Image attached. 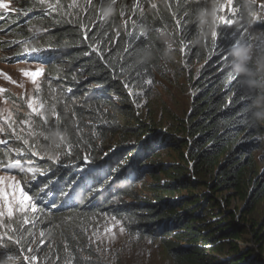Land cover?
<instances>
[{"label":"trees","instance_id":"16d2710c","mask_svg":"<svg viewBox=\"0 0 264 264\" xmlns=\"http://www.w3.org/2000/svg\"><path fill=\"white\" fill-rule=\"evenodd\" d=\"M44 1L24 0L15 16L0 14V29L16 27L12 42L22 43L12 50L11 64L21 62L24 51L29 54L23 61L47 56L44 79L67 87L49 98L56 110L52 131H45L59 160L24 167L39 174L30 194L44 219L45 246L36 243L35 222H22L10 240L0 238V264H95L81 220L98 215L122 220L141 241H157L171 264H264V168L257 158L264 150L257 140L264 122L251 123L248 108L258 93L242 88L227 66L233 45L248 42L259 49L251 32L264 30V12L250 31L240 0H232V24L217 21L207 33L195 21L205 2L165 0L153 8L119 0L116 15L105 19L100 4L91 1ZM255 11L260 17L261 8L255 5ZM162 34L171 38L169 58ZM198 36L201 42L194 44ZM39 49L46 51H34ZM144 51L151 56L141 59ZM179 55L197 67L190 70L189 109L171 118L172 134L146 124L139 113L157 76L175 67ZM161 145L172 147L174 163L153 161ZM106 146L116 150L102 155ZM8 147L0 151V167L13 155ZM27 149L23 154L30 159L34 151ZM19 169L12 172L25 186L28 174ZM42 188L46 194L39 195ZM233 202L242 207L231 210Z\"/></svg>","mask_w":264,"mask_h":264},{"label":"rangeland","instance_id":"374dc122","mask_svg":"<svg viewBox=\"0 0 264 264\" xmlns=\"http://www.w3.org/2000/svg\"><path fill=\"white\" fill-rule=\"evenodd\" d=\"M24 0H0V4H8L7 9L0 8V14H10L15 16V13H20L18 10L20 3ZM73 4H80L85 1H91L97 4H101L103 0H72ZM158 1L165 0H133L130 3H145L152 5ZM193 4H201L202 2L209 5V0H187ZM20 2V3H19ZM46 1L38 0V3ZM119 2V0H114ZM231 6L226 7V10L218 12L217 21L231 25L235 18V12ZM228 0H224L222 6H227ZM256 6L261 8L260 17H257L258 22L262 21L264 12V0H256ZM11 26V22L5 26V29ZM16 27L10 28L8 32L4 29H0V151L8 147V150L13 155L4 157V163L0 167V178H3V186L9 188L12 181L19 182L21 186L29 193L33 187H36V183L39 180V174L32 170H25L24 167H32L31 163L40 161L54 162L58 155L56 148L51 146L52 140H48L46 132L52 131L49 124H52V118H55V100H49V98H55L67 90V87H62L63 81L55 80L54 84H49L44 76L49 75L46 72L43 75L44 68L38 64H22V63H10L12 50L22 43L12 42L11 32L16 30ZM31 33L37 34L39 31L33 27L28 29ZM20 47V46H19ZM176 63L175 67H169L168 72L164 76H157L154 88L148 93L149 99L145 101L141 107V114L144 122L148 125H153V128L164 130L173 134L174 122L171 120L181 117L188 109L193 96V89L190 82V70L197 66H191L181 55L174 57ZM42 70V74L36 77V83L32 82V77L25 76V72H35L37 69ZM60 91V93H59ZM144 101V99H143ZM33 103L34 106H38L40 115H36L31 109L28 108V104ZM140 112V110H138ZM44 121H47L45 124ZM11 125V127H9ZM27 140L28 144H24L23 141ZM18 145L17 146H15ZM108 145V143L106 144ZM33 149L34 153H30V159L24 160L23 153L28 155V149ZM101 147L99 152L102 155H106L112 147ZM59 148V147H58ZM170 145H161L157 152V157L153 161L162 162L165 164H172L175 161V156L171 150ZM59 157V155H58ZM258 164L264 168V150L257 154ZM16 160L21 161L19 166V173L25 175V186L23 179L14 175L12 169L14 167H4V165H14ZM146 163L145 165H149ZM149 182V178L146 177ZM41 188V187H40ZM43 193H40L41 195ZM73 193L67 196L71 198ZM37 201V200H36ZM34 201V202H36ZM128 203L126 200L120 205ZM242 207V204L233 202L231 210ZM2 208V204H0ZM37 210L31 211L30 207H26L23 212L17 211L14 208L13 216L0 217V238L3 240H10V233H12L17 226L26 219L28 224L35 222L33 225L34 235L36 236V243H40L43 247L41 239L45 236L46 226L42 223L44 219L39 217ZM24 224V223H23ZM27 224V225H28ZM38 224V225H37ZM25 225V224H24ZM81 228L87 231L89 246L92 247V255L95 260V264H99L102 261L104 264H171L166 257L163 249L157 241H150L148 239L141 241L136 236L130 235L122 220L98 215L92 218H85L81 220ZM124 231L121 232L120 229ZM43 233V235H41ZM0 239V242L3 241ZM249 244L255 250H259V246L249 242H240V245L246 246ZM88 249V246H86ZM264 261V253L262 255ZM7 260L11 261V257Z\"/></svg>","mask_w":264,"mask_h":264},{"label":"clouds","instance_id":"9594fccd","mask_svg":"<svg viewBox=\"0 0 264 264\" xmlns=\"http://www.w3.org/2000/svg\"><path fill=\"white\" fill-rule=\"evenodd\" d=\"M223 2L224 0H209L208 7L201 8L195 13V21L198 24V28H203L207 33H211V30L217 23L218 12ZM255 4L256 0H240L241 17L250 31L258 22ZM98 11L105 19L116 15L117 9L114 0H103V2L98 5ZM160 38L165 44L163 55L165 58H169L172 50L171 38L167 34H162ZM251 39L254 42L260 43L259 49H257L253 43L248 42H240L239 44L233 45L228 54L229 63L227 66L230 68L231 72L239 78L242 88L249 92L258 93L248 108L250 112V121L255 125L264 122V30L251 32ZM200 42V36L193 40L194 44H199ZM34 51L46 50L39 49ZM27 54H29L28 51L20 53L19 59L21 62L19 63L38 64L43 67L42 64L44 60H47V56H45L43 59H39L36 62H32L31 59L23 61ZM150 56V52L144 51L141 53L140 58H149ZM59 136V132L53 134L54 143L58 140ZM257 140L260 143H264V136L257 137ZM23 157V159L26 160L25 155H23Z\"/></svg>","mask_w":264,"mask_h":264},{"label":"snow or ice","instance_id":"6c2138e0","mask_svg":"<svg viewBox=\"0 0 264 264\" xmlns=\"http://www.w3.org/2000/svg\"><path fill=\"white\" fill-rule=\"evenodd\" d=\"M231 6V0H228V5L227 6H222L221 11L226 10V7ZM9 7L8 4H0V8L7 9ZM153 8H156V5H152ZM179 24V21H177ZM212 37H216L217 33L215 31L212 32ZM42 74L41 69H37L35 72H25V76H30L32 77V82L35 84L36 83V77L40 76ZM147 83L151 84L152 82L149 80ZM28 108L31 109L36 115H40L39 113V108L38 106H34L33 103L28 104ZM46 124L47 121H44ZM11 127V125H9ZM44 131H47V128L44 129ZM47 138V137H45ZM24 144H28L27 140L23 141ZM72 146L69 145V151L67 155L71 156L72 151H71ZM57 160H59V157H56ZM85 159H90V157L85 158ZM21 165L20 160H16L14 162V165H4V167H19ZM83 177H81V182L83 181ZM81 182H78L77 185L73 186V190H75L76 187H79L81 185ZM0 185H3V178H0ZM47 189L42 188L41 193L46 194ZM42 198V197H41ZM37 202H34V196L30 194L27 190H25L19 182L12 181L10 184L9 188H5L3 186H0V204H2V208H0V217H4L7 215L8 217L13 216L14 208L17 211L23 212L26 207H30L31 211L35 212L37 210ZM23 223L25 225L28 224V220H24ZM121 232L124 231L123 228L120 229ZM43 235V233H41ZM20 241L17 240L16 243H19ZM31 259L35 260L36 257L33 256Z\"/></svg>","mask_w":264,"mask_h":264},{"label":"bare ground","instance_id":"6f19581e","mask_svg":"<svg viewBox=\"0 0 264 264\" xmlns=\"http://www.w3.org/2000/svg\"><path fill=\"white\" fill-rule=\"evenodd\" d=\"M97 167V166H96Z\"/></svg>","mask_w":264,"mask_h":264}]
</instances>
